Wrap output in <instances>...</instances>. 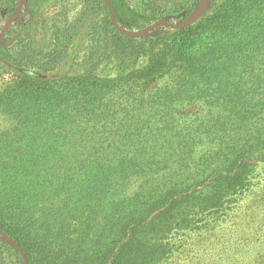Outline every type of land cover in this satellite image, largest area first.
Returning <instances> with one entry per match:
<instances>
[{"label": "trees", "instance_id": "trees-1", "mask_svg": "<svg viewBox=\"0 0 264 264\" xmlns=\"http://www.w3.org/2000/svg\"><path fill=\"white\" fill-rule=\"evenodd\" d=\"M77 1L0 0V264H163L264 168V0Z\"/></svg>", "mask_w": 264, "mask_h": 264}, {"label": "rangeland", "instance_id": "rangeland-1", "mask_svg": "<svg viewBox=\"0 0 264 264\" xmlns=\"http://www.w3.org/2000/svg\"><path fill=\"white\" fill-rule=\"evenodd\" d=\"M66 1L69 4L68 17L71 18L79 8V3L77 0ZM23 7V0H18L15 17L22 14ZM46 8L44 14L49 16L57 9L56 5H47ZM25 17L22 14V18ZM171 20L173 21V19L162 21L167 26L178 23L169 22ZM156 27L149 25L141 30L126 32L131 36L140 37L151 33ZM2 83L3 79L0 86ZM193 108L200 110V107H188L185 110ZM7 124L8 120L0 115V128ZM258 171L254 187L243 195L238 206L224 221L203 234L187 232L178 234L176 251L163 264H253L264 258V168L260 166Z\"/></svg>", "mask_w": 264, "mask_h": 264}, {"label": "water", "instance_id": "water-1", "mask_svg": "<svg viewBox=\"0 0 264 264\" xmlns=\"http://www.w3.org/2000/svg\"><path fill=\"white\" fill-rule=\"evenodd\" d=\"M209 1L208 0H199L198 4L196 5V7H194L192 9V11L190 12V14L183 19L182 21H179L178 23L174 24L173 27L174 28H183L188 26L189 24L193 23L196 19H198V17L204 12V10L206 9V7L208 6ZM164 24V22L162 20L151 24L152 27H156L159 25ZM123 32L127 33L125 29L120 28Z\"/></svg>", "mask_w": 264, "mask_h": 264}]
</instances>
